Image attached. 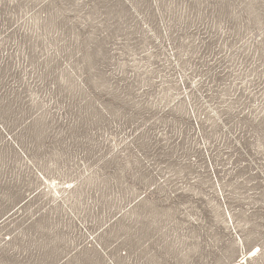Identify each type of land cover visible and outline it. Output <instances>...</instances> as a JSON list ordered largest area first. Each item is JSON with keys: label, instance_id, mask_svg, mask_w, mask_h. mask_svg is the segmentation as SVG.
I'll return each instance as SVG.
<instances>
[{"label": "rangeland", "instance_id": "rangeland-1", "mask_svg": "<svg viewBox=\"0 0 264 264\" xmlns=\"http://www.w3.org/2000/svg\"><path fill=\"white\" fill-rule=\"evenodd\" d=\"M0 264H264V0H0Z\"/></svg>", "mask_w": 264, "mask_h": 264}]
</instances>
